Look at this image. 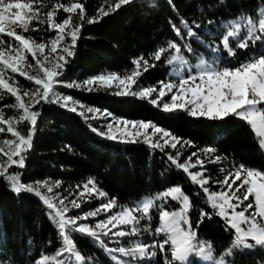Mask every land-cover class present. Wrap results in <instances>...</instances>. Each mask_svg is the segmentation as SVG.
Instances as JSON below:
<instances>
[{"label":"trees","instance_id":"16d2710c","mask_svg":"<svg viewBox=\"0 0 264 264\" xmlns=\"http://www.w3.org/2000/svg\"><path fill=\"white\" fill-rule=\"evenodd\" d=\"M45 2L50 8L57 0ZM61 2L68 3L70 0ZM81 2L85 4L89 17L95 16L97 10L104 5V0ZM111 2L114 3V0ZM47 10L48 8L44 9ZM67 15L60 10L57 22H62ZM261 15H264V0H136L133 5L124 6L116 13L103 17L98 23L85 22L75 55L69 58L63 75L59 77L63 83L57 85L56 90L84 105V110L99 109L101 114L92 119L93 113L86 112L88 119H85V116L79 114V108L77 112H72L59 104L41 102L34 109L40 111L41 115L37 121L32 149L27 153L25 167L20 169L13 166L10 172H19L21 182L25 184L44 180L59 182V187L53 189V194L61 198L68 197L69 200L77 198L83 184L90 178L94 179L97 188L105 192L106 196H92L86 198L87 202L78 201L81 202V208L71 209L69 215L78 216L93 211L111 199L115 200L116 206L109 213H101L88 221H81L91 225L98 220L107 219L123 208H135L145 199L154 198L166 189L180 186L190 197L191 208L188 215L197 231L198 240L210 242L214 257L219 258L230 246L234 232L225 231L224 221L215 215L203 190L191 182L187 173L173 165L168 156L179 153L180 163L188 161L190 156L192 163H195L199 156L204 161V168L200 169L198 166L189 171L203 170L205 176L211 178L207 185L210 191H220L216 181L223 180L229 171H234L241 164L248 169L264 172V150L260 148L251 126L235 117L214 120L193 117L185 110L165 112L162 105L157 107L148 99L133 95L117 96L114 94L115 88L106 90L93 86L94 90L87 91L64 85L83 84L85 80L100 74L126 76L135 70L133 61L141 57L149 61V67L145 71L141 66V75L132 86L133 90L155 87L158 91L160 82L178 83L180 76L193 73L201 60L212 64L220 57L217 61L219 67H238L264 51V48L257 42L248 49H237L236 56H229L222 47L221 38L229 22L242 17L256 20ZM180 19L189 22L195 20L201 25L199 29H195L200 34L198 41L181 40L175 35L172 24L182 27ZM209 21L213 23L209 24ZM78 22L74 17L73 23ZM41 27L46 29L47 25ZM244 31L242 29V34ZM25 35H32L37 40L43 36L47 41L55 32H29ZM4 39L6 42L9 40L6 36ZM170 41L181 45L186 64L169 65L167 59L172 54L171 50L160 61L153 59L154 53L160 48H166ZM185 43L191 45L192 51L183 47ZM231 43L235 44L236 41ZM28 59L34 63L30 56ZM15 79L21 91L36 88L33 82L23 77L16 75ZM171 95L172 93L166 95L164 102H170ZM155 97L154 92L151 98ZM14 103L15 99L10 94L0 93V109L6 117L18 115L15 109L6 107ZM261 107L264 108V105ZM105 110L111 115H104ZM113 117L130 122H152L180 138L181 144L183 141H189L190 144H178L176 149L168 145L161 151L160 148L150 147L142 137L136 138L139 142H128L132 137L113 140L91 131L89 125L107 131L108 123H113V131H116ZM17 127L26 135L30 125L24 122ZM120 128L123 129L124 126L120 125ZM127 131L135 133L136 129L128 126ZM147 132L151 134L153 130L150 128ZM116 135L119 136L120 133L116 132ZM158 137L159 134H156L152 138ZM8 138H12L10 134H0V141ZM206 148H213L215 152L206 155L203 152ZM193 153H197V156H193ZM214 156H220L221 160L218 163L210 162ZM0 159L6 160V157L0 156ZM78 185L81 186L80 189L77 188ZM167 207L172 210L178 209L180 205L169 198ZM201 210L211 214V219L205 217L197 228ZM48 211L39 197L28 192L17 194L11 190L7 181L0 178V264H36L42 255L55 254L61 247V237L49 218ZM152 217L150 224L154 230L159 225L155 209L152 210ZM148 223L142 221L141 227ZM121 229L129 230L128 226H121ZM117 230L120 229H113V232ZM72 238L82 254L86 258H92L90 264H115L111 255L120 256L118 252L111 255L105 252L99 243L86 235L74 232ZM103 239L107 247L117 248L129 247L136 242L151 244L153 235L151 232L141 231L139 236H109ZM260 258V250L257 253H241L239 249H234L233 254L226 259L228 264H264V259ZM152 264H165L164 256L158 252ZM195 264L200 263L196 261Z\"/></svg>","mask_w":264,"mask_h":264},{"label":"snow or ice","instance_id":"6c2138e0","mask_svg":"<svg viewBox=\"0 0 264 264\" xmlns=\"http://www.w3.org/2000/svg\"><path fill=\"white\" fill-rule=\"evenodd\" d=\"M135 2L136 0H114L113 3L111 0H104V5L97 10V14L89 17L81 0H70L68 3L57 0L50 8L45 0H0V93L6 92L14 97L15 103L6 107L13 108L18 113L6 117L4 111L0 109V134L6 132L12 137L0 141V156L6 157V160L0 159V178L7 181L11 190L17 194L28 192L39 197L49 210V218L61 237V247L55 254L42 255L36 264H90L92 258H86L75 245L72 238L74 232L92 238L110 255L118 252L119 257L111 255L115 264H152L158 252L164 256L165 264H195L197 259L201 262L211 261L212 264H228L226 258L233 254L234 249L264 248V172L248 169L242 164L234 171H229L223 180L216 181L221 188L220 191H210L207 185L211 182V178L205 176L203 170L189 171L190 168L198 166L200 169L204 168V161L197 156V153L192 154L197 156L195 163H192L191 156L184 163L179 162V153L176 156H168V160L173 165L181 168L189 175L191 182L199 185L203 190L209 206L215 210V215L224 221L225 231L234 232L230 246L219 258L214 257L210 242L198 240L197 231L193 228L188 215L191 200L180 186L166 189L154 198L145 199L135 208H123L109 215L107 219L98 220L91 225L81 221H88L101 213H109L116 206L115 200L111 199L93 211L78 216L69 215L71 209L81 208V202L78 201L87 202L86 198L92 196L100 198L106 196L105 192L97 188L94 179L90 178L83 184L77 198L69 200L68 197L61 198L53 194V189L59 187V182L51 183L44 180L25 184L21 182L19 172H10L13 166L20 169L25 167L27 153L32 149L37 121L41 115L40 111L34 109L41 102L59 104L72 112H77L79 108L81 109L79 114L85 116V119H88L86 112L93 113L92 119H96L101 114L99 109L84 110V105L74 101L71 96L59 93L56 86L63 83L59 77L63 75L69 58L75 55L84 23H98L103 17ZM45 8L48 10L44 11ZM173 8L175 10L174 5ZM60 10L68 15L62 22H57L56 17ZM74 17L78 19V23H73ZM179 23L182 27L172 24L177 37L181 40L200 39V34L195 31L201 27L199 23L185 19H180ZM34 24L36 26H33ZM43 25H47V28H42ZM242 29L245 30L243 34ZM41 31L55 32V35L47 41L43 36L37 40L32 35H25V33ZM5 36L9 38L7 42ZM231 41L236 43L232 44ZM257 42H260L264 48V15L256 20L242 17L229 22L221 38L222 47L229 56H236L237 49H248L251 44ZM183 47L192 51L188 43ZM170 50L172 54L167 59L169 65L187 63L182 55L181 45L172 41L166 48L158 49L153 59L160 61ZM29 56L34 63L29 61ZM219 59L220 57H217V61ZM217 61L209 64L201 60L195 66L196 70L189 75H181L178 83L160 82L158 91L155 87L133 90L132 86L137 83L141 75V66L145 71L149 67V61L143 57L133 61L135 70L126 76L121 77L115 73L100 74L85 80L83 84L70 83L64 86L83 88L87 91L94 90L93 86L106 90L115 88L114 94L117 96L133 95L140 99H148L157 107L162 105V110L165 112L185 110L193 117H207L214 120L235 117L251 126L259 138L260 148L264 150V108L261 107L264 105V51L235 68H221ZM16 75L33 82L36 86L35 90L21 91L15 79ZM173 89L176 91L173 92ZM154 92L156 97L151 98ZM169 93H172L171 101L164 102L163 98ZM103 114L111 115L106 110ZM113 121L116 131H113V123L107 124V131H101L91 125L89 127L97 135L113 140L132 137L128 142H139L136 138L142 137L150 147L160 148L161 151L165 146L170 145L171 148L176 149L177 145L181 144L180 138L152 122H130L117 120L115 117ZM24 122L30 125L26 135L17 127ZM120 125L124 128L121 129ZM129 125L136 129L135 133L127 131ZM150 128L153 130L151 134L147 132ZM116 132L120 135L117 136ZM156 134H159V137L153 139ZM183 144L190 142L183 141ZM203 152L206 155L212 154L215 149L206 148ZM220 160V156H214L210 162L218 163ZM77 188L80 189L81 186L78 185ZM249 197L253 199L250 200ZM169 198L176 201L180 207L169 210L167 207ZM157 201L162 203L158 204ZM153 209L159 217V225L154 230L150 224ZM205 217L211 219V214L201 210V219L197 222V228ZM142 221L149 223L141 227ZM121 226H128L129 230L125 231ZM113 229L120 230L113 232ZM141 231L152 233L151 244L136 242L129 247L109 248L103 239L109 236H139ZM155 237L162 239L157 240Z\"/></svg>","mask_w":264,"mask_h":264},{"label":"rangeland","instance_id":"374dc122","mask_svg":"<svg viewBox=\"0 0 264 264\" xmlns=\"http://www.w3.org/2000/svg\"><path fill=\"white\" fill-rule=\"evenodd\" d=\"M175 91H176V89H173V92H175ZM129 126H131V125H129ZM254 134H255V132H254ZM255 136H256V134H255ZM256 138L259 140V138L257 136H256ZM245 203H247V202H245ZM257 250H260V257H261L260 259L263 260L264 259V248H262V247H256V248H253V249H247V248L239 249V252H241V253H257Z\"/></svg>","mask_w":264,"mask_h":264},{"label":"crops","instance_id":"0c3cea01","mask_svg":"<svg viewBox=\"0 0 264 264\" xmlns=\"http://www.w3.org/2000/svg\"><path fill=\"white\" fill-rule=\"evenodd\" d=\"M197 261H198L200 264H212L211 261H208V262H201L199 259H197Z\"/></svg>","mask_w":264,"mask_h":264}]
</instances>
